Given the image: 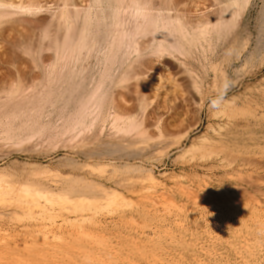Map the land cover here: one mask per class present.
Wrapping results in <instances>:
<instances>
[{
    "label": "rangeland",
    "instance_id": "374dc122",
    "mask_svg": "<svg viewBox=\"0 0 264 264\" xmlns=\"http://www.w3.org/2000/svg\"><path fill=\"white\" fill-rule=\"evenodd\" d=\"M261 2L239 32L184 47L196 90L189 105L162 94L161 113L181 119L165 147L146 148L138 129L107 117L128 39L108 47V63L92 54L68 67L63 85L58 69L52 85L0 100V264H264V50L228 67L246 43L256 50ZM119 18L129 37L133 22ZM68 151L81 154L74 169Z\"/></svg>",
    "mask_w": 264,
    "mask_h": 264
},
{
    "label": "bare ground",
    "instance_id": "6f19581e",
    "mask_svg": "<svg viewBox=\"0 0 264 264\" xmlns=\"http://www.w3.org/2000/svg\"><path fill=\"white\" fill-rule=\"evenodd\" d=\"M51 1L54 5H51L49 0H0V100L17 98L23 92L43 86L44 81L47 85H52L55 80L54 73L56 71L58 73V69H60L58 78H61L60 81L65 80L68 67L73 66L76 70L78 65L83 60H89L92 54L96 57L104 56L105 60H108L112 54V52L110 55L107 53L108 47L113 49L119 43L121 46L119 48H122V44L128 39L129 42L125 45L126 50L121 51L125 52L124 56H126L125 70L123 69V72L120 70L122 73L117 77L116 83L113 81L119 86L120 91L119 89L116 91V96L112 94V98H116H114L111 113L107 117L112 118V124L118 125L123 122V127L126 126L125 131L138 129V143L141 142L148 149H155V147L158 149V147H165L177 123L180 125L178 121L181 122L180 114L177 112L161 113L160 98L163 96L165 98L164 94H167L174 101L179 98L183 104L188 103L189 105V101L193 100L195 94L196 88H194L192 74L184 66L186 63L183 64L180 60V57H185L184 53L188 51L184 50V47L188 46L193 50L197 41L206 40L215 33L224 36L233 30L239 32L242 28L240 26L243 22V15L254 0H211V3L207 5L204 1L202 6L203 1L201 0H199L200 4L195 2L194 6L193 0H89V2L58 0L57 3V0ZM259 1H262V5L260 14L257 16L259 25L257 26L256 50L249 53L248 48L251 43H246V46L238 50L234 60L229 62L228 67L232 65L237 67L238 71L239 68H246L252 62L253 56L258 55L259 50H264V0ZM119 17L128 18L133 22L131 23L134 27V29L132 27L133 33L131 32L129 37H127L129 31L126 34V31L119 26V20H121ZM113 60H115L114 57ZM116 64H118L117 61ZM257 68L255 67V70ZM75 73H72V76ZM253 73L254 71H247L246 74L252 76ZM80 81L82 84V80ZM238 83L240 80H237L233 87ZM97 86L99 87V84ZM180 89L184 94L179 93ZM26 95L24 94V97ZM230 122L236 124L234 121ZM113 127L116 130L117 126L113 125ZM116 131L119 133L121 130ZM222 153L221 150L217 156L222 157ZM80 157L81 154L78 151H68L63 158V165L74 169L80 165ZM58 172L56 176L59 180L72 185L76 183L70 178V172L60 169Z\"/></svg>",
    "mask_w": 264,
    "mask_h": 264
}]
</instances>
